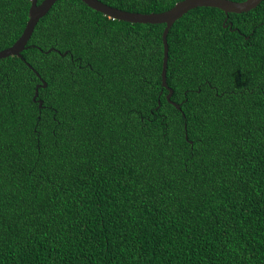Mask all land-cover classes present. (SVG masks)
<instances>
[{
    "label": "trees",
    "instance_id": "16d2710c",
    "mask_svg": "<svg viewBox=\"0 0 264 264\" xmlns=\"http://www.w3.org/2000/svg\"><path fill=\"white\" fill-rule=\"evenodd\" d=\"M29 6L0 0V51ZM164 27L57 0L0 59V264H264V0L172 24L170 100Z\"/></svg>",
    "mask_w": 264,
    "mask_h": 264
},
{
    "label": "water",
    "instance_id": "95a60500",
    "mask_svg": "<svg viewBox=\"0 0 264 264\" xmlns=\"http://www.w3.org/2000/svg\"><path fill=\"white\" fill-rule=\"evenodd\" d=\"M57 0H42L39 4L37 0H30V6L27 12V22L25 27L18 37V39L8 48L0 51V59L9 56H20V52L25 48L37 22L45 16L52 5ZM86 6L92 10L99 12L112 20L124 21L132 24H164L165 27L162 33V45H163V60L161 71L162 86L168 90L166 96L167 100H170L172 90L166 85V66L168 59V46L166 41L167 33L172 24L179 18H181L188 11L198 7H210L223 11L225 14H240L248 12L254 9L262 0H244L241 2H234L230 0H182L174 4L169 10L162 13H150L142 14L136 12L122 11L117 8L108 6L98 0H80ZM36 75L38 76L37 72ZM39 78V77H38ZM41 81V84L36 85L34 89L33 100L38 97V89L45 88L46 83ZM41 101H39V108L41 107ZM172 104L179 108L178 105L172 102Z\"/></svg>",
    "mask_w": 264,
    "mask_h": 264
}]
</instances>
